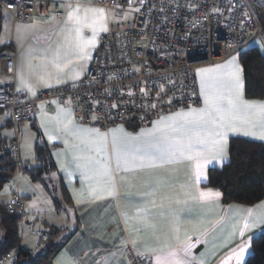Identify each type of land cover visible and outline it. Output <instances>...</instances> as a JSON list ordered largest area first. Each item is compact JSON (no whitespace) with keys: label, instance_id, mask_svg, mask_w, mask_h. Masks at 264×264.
<instances>
[{"label":"crops","instance_id":"crops-1","mask_svg":"<svg viewBox=\"0 0 264 264\" xmlns=\"http://www.w3.org/2000/svg\"><path fill=\"white\" fill-rule=\"evenodd\" d=\"M52 1H58L61 5L71 3L73 5L97 7L93 4V0ZM63 10L64 18L62 20H56L53 16H46L36 18L30 22L17 23L13 21L9 13L5 11L0 13V47L6 48L4 53L0 54V85L13 86L20 100L31 99L40 91L55 89L81 80L87 74L92 56L98 46L99 37L108 31L110 24L116 22L111 17V11L106 10L108 14L106 20L107 31L98 32L96 45L89 50L90 59L76 62L75 71L79 75L74 76L71 72H68L61 82L57 83L56 80L48 77V73H51L53 69L47 62L54 56L55 49L63 40L61 30L65 27L63 21L67 9L63 8ZM34 23L37 27L32 29L26 38H17V25ZM82 35L85 38H90L92 36L91 30L85 28ZM8 55L15 59L11 75L6 73V64L3 61V57ZM236 57L241 69L244 95L243 68L238 55ZM29 60L35 68L31 73L25 70V78L33 89L31 93L19 83L17 76V70L22 63ZM224 61L211 65L202 64L197 66V70L212 67ZM41 76L44 77L46 82H41ZM196 79L200 96L197 76ZM245 99L264 101V99ZM202 106L203 100L200 96V103L192 107L199 108ZM60 110L70 112L71 118L77 126L90 128L79 124L75 120L69 106L57 102L52 103L51 107L44 103L36 104L33 119L16 127L11 123L9 113L0 111V136L5 140V143L1 145V149L6 150L9 140L17 136L20 142L21 165L33 169L40 165L36 160L34 151V146L39 141L47 148L53 165V170L44 175L41 180L33 181L24 173L23 176L18 178L16 184L18 196L21 198L24 207H26V217L20 225V244L21 247L32 252L33 255L45 251L44 249L42 252L34 253L33 250H39L40 243L46 238L43 229L46 230L47 228L48 231L54 232L49 236V240L54 239L48 244L54 246L49 264H101L105 260L110 261V264H129L125 255V249L128 246L133 248L131 244L133 235H130L129 229L141 225L136 220H132L130 224L126 225L122 213L127 212L129 216H134L135 209L140 207L148 209L151 223L156 225L155 232L151 228L141 226L140 234L135 236L140 242L138 244L139 252L148 259L150 264H156L155 256L163 255L169 250L175 249L180 242L186 239L193 245L191 253L187 257L188 264H222L242 242L249 241V238L252 241L259 235L264 234V225H258L256 228H251L245 232L242 238L238 232L234 237L230 235L233 223H236L239 227L242 223V217L248 209H253L257 215L264 213V201L253 206H246L236 203L225 204L222 200V194L211 204L202 203L191 198L196 196L198 189L200 191H218L207 187V175L210 169L220 170L228 163L230 140L241 139L261 145H264V140L246 137L241 134H230L226 150L227 159L222 165H208L206 179L202 178L198 184L192 175L190 165L187 163L139 173L127 174L121 172L116 176L115 196H105L103 200H92L88 195V181L83 179L81 171L74 162V156L78 155L79 152L65 145V139H68L73 145H78L79 141L71 137H64L57 131L56 117ZM4 114L7 116H3ZM152 124L148 127H139L132 123L128 126L118 125L110 129L119 127L127 133L136 135L142 129H150ZM49 134L54 139L49 140ZM108 155L111 156L110 146ZM121 176L131 177V183L122 181ZM13 183V181H9L6 184L9 191L6 195L2 191L0 192V201L6 206L11 204L12 201L10 189ZM147 184H151L153 187L158 186L155 206H153L150 199L141 195L148 190ZM181 185L189 186L188 193L181 189ZM161 196L167 197L163 202V207H160ZM177 200L181 203H177ZM185 200H187V203L183 202ZM62 212L67 216L64 222L57 220L58 215ZM174 216H179L181 221L178 234L173 231L171 226V220ZM217 221H221V223L215 227V230L203 235L204 230L212 229ZM125 240L128 242L126 246L122 244V241ZM251 241L248 251L243 256L242 264H245L247 258L252 254ZM134 250L137 252V249ZM9 261L11 262L12 258H5L0 264ZM229 264H237V261L233 258L229 261Z\"/></svg>","mask_w":264,"mask_h":264},{"label":"built area","instance_id":"built-area-1","mask_svg":"<svg viewBox=\"0 0 264 264\" xmlns=\"http://www.w3.org/2000/svg\"><path fill=\"white\" fill-rule=\"evenodd\" d=\"M93 4L124 19L110 24L99 37L81 80L25 100L18 98L13 86L0 85V111L9 113L13 126L30 122L36 104L51 107L57 102L69 106L79 124L100 132L131 123L148 127L162 115L200 103L197 66L264 48V0H93ZM2 11L15 23L64 18L61 3L52 0H0ZM259 52L264 55V49ZM3 61L11 75L14 57L4 56ZM6 150L14 182L8 206L23 213L25 220L26 207L16 185L24 175L17 136ZM125 255L129 264H150L131 246Z\"/></svg>","mask_w":264,"mask_h":264},{"label":"snow or ice","instance_id":"snow-or-ice-1","mask_svg":"<svg viewBox=\"0 0 264 264\" xmlns=\"http://www.w3.org/2000/svg\"><path fill=\"white\" fill-rule=\"evenodd\" d=\"M61 8L67 9L63 21L65 27L61 30L63 40L55 49L54 56L47 62L53 69L51 73H48V77L56 80L57 83L61 82L68 72L74 76L79 75L75 71L76 62L90 59L89 50L95 47L98 32L107 31L108 15L103 8L80 4H62ZM36 27L35 23L17 25V38H26L27 34ZM85 28L91 30L90 38L82 35ZM25 70L29 73L35 70L30 60L22 63L17 70V76L19 83L31 93L33 89L25 78ZM196 76L203 100L202 107H189L187 110L181 109L167 116L162 115L153 122L150 129H142L136 135L127 133L119 127L104 133L98 129L80 127L72 120L70 112L60 110L56 117L57 131L64 137L79 141L78 145H73L65 139V145L79 152L74 156V162L81 171L83 179L88 181L90 199L103 200L105 196H115L116 176L121 172L139 173L181 163L190 165L192 175L198 184L202 178L206 179L208 165H222L227 159L226 150L230 134H241L264 140V101L244 98L241 69L236 56L221 64L198 69ZM40 80L46 82L43 76ZM152 107L154 108L155 104ZM52 139L54 137L49 134V140ZM120 179L131 183L129 176H121ZM146 187L148 190L141 195L150 199L155 206L158 186L153 187L147 184ZM181 189L188 193L189 186L181 185ZM220 195L218 191L198 189L196 196L191 198L211 204ZM166 198L161 196L160 207L164 206L163 202ZM176 202L181 203L179 200ZM183 202L187 203V200ZM122 215L126 225L136 220L143 228H151L153 232L156 230V225L151 223L147 208H136L134 216H129L127 212ZM180 223L179 216H174L171 220L173 231L177 234L180 231ZM220 223L221 221H217L212 229H205L203 235L214 231ZM258 225H264V213L257 215L253 209H248L239 227L233 223L230 235L234 237L238 232L242 238L245 232ZM141 226L129 229L130 235H133L131 244L134 249H137V255H143L138 250L140 242L135 238L140 234ZM250 241L251 238L238 245L222 264H229L233 258L237 264H242L243 256L250 247ZM127 243L126 240L122 241L125 246ZM192 247L193 245L186 239L175 249L155 256V262L156 264H188L187 257ZM101 264H110V261L105 260Z\"/></svg>","mask_w":264,"mask_h":264},{"label":"trees","instance_id":"trees-1","mask_svg":"<svg viewBox=\"0 0 264 264\" xmlns=\"http://www.w3.org/2000/svg\"><path fill=\"white\" fill-rule=\"evenodd\" d=\"M5 50V47H0V54ZM238 57L243 68L245 98L264 99V55L253 48L240 53ZM4 143L0 136V192L13 179L10 170L12 159L7 150L1 149ZM34 151L40 165L33 169L21 167V171L33 181H39L53 170V165L47 148L39 141ZM207 177V187L220 191L225 204L253 206L264 201V145L241 139L230 140L228 163L220 170L210 169ZM22 222L23 213L11 210L0 201V262L12 258L10 264H49L54 246L47 245L45 251L38 255L21 247ZM52 234L53 231H48V237L44 240L48 241ZM251 248L252 254L245 264H264V234L251 241Z\"/></svg>","mask_w":264,"mask_h":264},{"label":"rangeland","instance_id":"rangeland-1","mask_svg":"<svg viewBox=\"0 0 264 264\" xmlns=\"http://www.w3.org/2000/svg\"><path fill=\"white\" fill-rule=\"evenodd\" d=\"M111 17H112V19H114L116 22L117 21H119V20H121V19H124V16H119L117 13H115V12H113V11H111ZM258 48H260L261 50H258L257 48V50L258 51H261L262 52V50L264 49V48H262L261 46H259ZM3 116H7L6 114H4ZM2 192H3V194H7V192H9L8 191V186L7 185H5L4 186V188H3V190H2ZM66 218H67V216H66V214H63V212L61 213V214H59L58 215V217H57V220H59L60 222H64L65 220H66ZM43 231H44V235L47 237L48 236V229L46 228V230H44L43 229ZM54 239H51V240H49V241H45V240H43L41 243H40V246H39V250L37 251V250H33V251H35L34 253H37V252H42V251H44V249L46 248V246L50 243V242H52ZM1 264H10V261L8 262V263H1Z\"/></svg>","mask_w":264,"mask_h":264}]
</instances>
